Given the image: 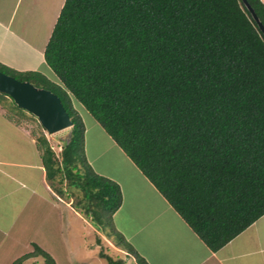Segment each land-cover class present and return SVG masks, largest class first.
Returning <instances> with one entry per match:
<instances>
[{
  "label": "trees",
  "instance_id": "trees-1",
  "mask_svg": "<svg viewBox=\"0 0 264 264\" xmlns=\"http://www.w3.org/2000/svg\"><path fill=\"white\" fill-rule=\"evenodd\" d=\"M248 2L264 24L262 0ZM44 56L58 82L39 71L17 78L56 92L74 122L60 155L36 136L47 179L63 197L66 180L80 191L100 229L122 190L78 154L86 127L72 97L211 250L264 214V33L243 0H65ZM0 99L24 115L8 94ZM109 234L127 251L103 245L109 264H149ZM38 255L56 264L38 244L10 264Z\"/></svg>",
  "mask_w": 264,
  "mask_h": 264
},
{
  "label": "crops",
  "instance_id": "crops-1",
  "mask_svg": "<svg viewBox=\"0 0 264 264\" xmlns=\"http://www.w3.org/2000/svg\"><path fill=\"white\" fill-rule=\"evenodd\" d=\"M64 2L65 0H0V63L21 72L38 71L39 66L44 65L57 81L55 73L45 60L44 52ZM42 8H46L44 15L35 22L32 21V26H28L34 34L24 31L23 12H41ZM43 24L47 32L42 37ZM29 57L32 58L30 63L23 62ZM17 113L11 102L6 103L0 99V264H10L30 251L28 248L30 245L34 246L33 241H38L37 244L49 253L53 252L44 245L46 241L43 244L42 234L51 232L60 240L65 237V216H68L70 222L68 231H71L72 222H77L82 217L74 207L72 209L75 212L68 211V202L65 205L63 196L52 188L37 139ZM95 123L99 124L98 121ZM101 128L105 131L102 126ZM98 134L101 135V132L98 131ZM107 136L114 149H118L117 154L122 153V158L126 159V169L119 178V182H122L120 187L123 202L118 210H122L124 206H138L144 214L151 216L150 219H141L139 216L138 220H134L140 227L135 228L132 233L118 227L124 232L122 235L126 239H133L135 235L142 236V232L148 229L145 226H149L150 238L146 239L150 240L151 248L148 251L136 249L149 264H264V214L223 247L211 250L116 141L109 134ZM103 147L102 145L98 153L103 151L108 155L113 150L110 146L104 147L105 150ZM117 154L111 153V162L115 164L121 159ZM126 189H129L128 193ZM20 210V218L26 220L17 226L19 222L13 221L12 215ZM118 210L114 213L115 216ZM8 240H13V255L12 247H5ZM18 245H22V249ZM33 260L31 258L24 264H33ZM56 263L58 264L57 261Z\"/></svg>",
  "mask_w": 264,
  "mask_h": 264
},
{
  "label": "rangeland",
  "instance_id": "rangeland-1",
  "mask_svg": "<svg viewBox=\"0 0 264 264\" xmlns=\"http://www.w3.org/2000/svg\"><path fill=\"white\" fill-rule=\"evenodd\" d=\"M43 1L46 2L49 0H43ZM47 4H45V5H47ZM46 8H42L41 12L35 11V12L30 13V14H28V12H26V11L23 12L25 22H24V24H22V26H24L26 28V30H24V31H29L32 34H34L33 30L30 29L29 27L32 26V24H31L32 21L35 22L37 20V18L44 15L43 13L46 12ZM28 22H29V25H28ZM41 29H42L41 34L43 37V34H45L47 32L45 24H43L41 26ZM40 44L43 46L42 42ZM31 60H32V58L29 57V58L25 59V61H23V62L30 63ZM0 69L4 72L8 73V74L15 76V77L21 76V74L19 73L18 70H15V68L10 67L6 64L0 63ZM37 70L41 74L48 77L51 81H53V82L56 81L52 78V76H51V74H50V72L46 66L40 65ZM56 82H58V81H56ZM72 103L75 106V110L80 113V115L84 121L85 127H86V131L84 133V137H85L84 138V145L78 151V154L80 156L82 155L83 157L85 156V158L88 160V162L91 163L92 169L96 173L111 178L112 180L116 181L120 186L121 185L120 184L121 181L119 182L120 174L123 173V171L126 169V164H125L126 159H124L125 157L122 158L123 157L122 153H120V155L117 154L118 149L117 150L114 149V146H112V143H111L112 142L111 139L107 136L108 133L102 130L101 125L100 124L96 125V123H95L96 119L92 116V114H90L84 108V106L81 103L79 104L78 101L73 97H72ZM15 110H17V109H15ZM19 110H21V109L18 108L17 111L19 112ZM17 114L19 115V113H17ZM20 115H21V113H20ZM21 117L25 120V122L27 124L26 127L33 136L36 137L41 133L45 134L47 136L48 140L50 141V143L52 144L56 153H58L60 155V150L62 148L64 140L67 137H69L70 133L72 132V127H68L66 129L57 131L53 134H49L47 132V130L41 125V123L39 122L38 118L35 115H32L31 113H29L28 111L25 110L24 115H22ZM98 131L101 132V135L98 134ZM102 145L104 147L110 146V147H112L113 150H111L108 153V155H106L103 151L98 153V151ZM104 147L102 149L105 150ZM112 152L114 153V155L117 154L121 158L119 161H117V164L111 162V159H112L111 153ZM121 163H122V165H121ZM128 163H129V161H128ZM137 177H138V175H137ZM137 180H139V179L137 178ZM66 183H67V180L62 184H60V183L58 184L59 186H63L64 189L67 190L66 191L67 196L62 197V199L65 200V202H63V203L66 205V202H68V205H66V207H67L66 209L70 212L71 211L75 212L74 210H76V212H78L82 217H80L81 220H78L77 222H72L73 226L71 228V231H68V227L70 226V222L67 219L68 216H65V219H64L65 220L64 221L65 237H63V233H64V231H63L62 235H61L63 238H61L60 240H57V238L55 237L56 235L54 233L50 232L49 234H46V233L42 234V235H44L43 244L46 241L44 245H47L48 249H52L53 252H51V251L50 252L52 253L53 257H55V259H56L55 261H57L58 264H109L108 260L105 259L104 257L100 256V254H99V251L102 249L103 245H105L104 249L108 250L109 253L110 252L111 253L112 252L118 253V254L112 253L113 255L120 256L119 252H122V249L124 250L123 252H127L123 246L115 244L114 239L116 238V236H112L109 233L110 232L112 233L113 229L115 228L116 232L119 231L117 234L118 236L121 234H124L123 231L121 232V230H119V227L122 230H124L125 232L132 233V231L135 228L140 227V225L135 223L134 220L135 221L138 220L139 216H141L140 217L141 219L144 217L150 219L151 216L144 214L142 212V210L140 209V207H138V206L137 207L130 206V208H128L127 206H124V207H122V210H126L127 213L122 211V210H118L116 216L114 215V217H112L113 222L109 216H107V215L103 216L101 226H102V228L104 227V229H105V231H104V230L100 229L99 226H97L95 224V222L93 221V219L90 215L86 217L84 212H82V208L85 205V201L83 202V200H82L81 206L79 205L80 203L79 204L77 203V201H78L77 199L79 197H81L80 191L79 192L76 191L75 193H72L71 191H69ZM126 183H128V182H126ZM126 191L128 193L129 189H126ZM22 198H24V197H22ZM66 200H69V201H66ZM72 202H74L75 205H79V207H75ZM72 207H74L75 209L73 210ZM28 211H29V209H28ZM131 213H132V216H131ZM20 217H21V210H20V212H17L16 215L15 214L12 215L13 221L16 220L17 222H19L17 226H19V224L21 222L26 220V218L22 219ZM0 226H2V225H0ZM145 227L148 229H146L144 232H142V236L135 235L133 239H126V237L124 236L125 242L132 244V246H134L135 249L140 248L144 251H148V249L151 248V244L149 243L150 240L146 239V238H150V235L148 234L149 226L146 225ZM16 228H18V227H16ZM14 232L17 233L16 231H14ZM97 236H102L105 239V242L99 244L96 241ZM33 242H34V244L38 243V241H37V243L35 241H33ZM108 245H109V247H106ZM7 246L12 247L11 255H13L14 249H15L14 244H13V240H8L5 244V247H7ZM22 247H23L22 245H18V248L22 249ZM121 247H122V249H121ZM90 248L92 250V254H90L91 253ZM28 250H30L28 252H32L34 250V246L30 245ZM118 250H121V251H118ZM41 258L43 260H41ZM32 259H34L33 264H38L37 259L40 262L44 261V258L41 255L33 256Z\"/></svg>",
  "mask_w": 264,
  "mask_h": 264
},
{
  "label": "water",
  "instance_id": "water-1",
  "mask_svg": "<svg viewBox=\"0 0 264 264\" xmlns=\"http://www.w3.org/2000/svg\"><path fill=\"white\" fill-rule=\"evenodd\" d=\"M264 33V24L248 0H243ZM0 92L8 94L15 103L35 115L49 134L73 126L74 122L62 98L53 90L21 80L0 69Z\"/></svg>",
  "mask_w": 264,
  "mask_h": 264
},
{
  "label": "clouds",
  "instance_id": "clouds-1",
  "mask_svg": "<svg viewBox=\"0 0 264 264\" xmlns=\"http://www.w3.org/2000/svg\"><path fill=\"white\" fill-rule=\"evenodd\" d=\"M28 253V252H27ZM26 254V253H25Z\"/></svg>",
  "mask_w": 264,
  "mask_h": 264
}]
</instances>
